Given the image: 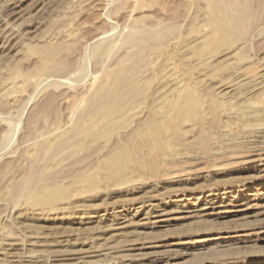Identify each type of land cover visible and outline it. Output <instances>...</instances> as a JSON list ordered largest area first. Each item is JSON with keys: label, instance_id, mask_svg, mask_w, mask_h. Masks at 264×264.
<instances>
[{"label": "rangeland", "instance_id": "rangeland-1", "mask_svg": "<svg viewBox=\"0 0 264 264\" xmlns=\"http://www.w3.org/2000/svg\"><path fill=\"white\" fill-rule=\"evenodd\" d=\"M208 2L0 0V264H264V0Z\"/></svg>", "mask_w": 264, "mask_h": 264}, {"label": "bare ground", "instance_id": "bare-ground-1", "mask_svg": "<svg viewBox=\"0 0 264 264\" xmlns=\"http://www.w3.org/2000/svg\"><path fill=\"white\" fill-rule=\"evenodd\" d=\"M225 2V1H224ZM261 2V1H260ZM259 2V3H260ZM256 3V2H255ZM208 4L209 5H211V6H214V0H209V2H208ZM262 5V4H261ZM216 7V6H215ZM229 7V6H228ZM207 8V7H206ZM205 8V9H206ZM213 8V7H212ZM216 9H217V7H216ZM219 9V8H218ZM214 10V9H213ZM215 16V15H214ZM217 18V17H216ZM212 23V22H211ZM214 26H215V34H216V31L217 32H219V33H221V34H226V36H227V33H230V28H226V27H224V29H223V27L222 26H220L219 25V23H218V19L217 20H215L214 22ZM264 25V24H263ZM264 30V29H263ZM256 32V31H255ZM259 32V31H258ZM215 34H214V37H215ZM208 36H209V33H208ZM220 38V37H219ZM222 38V37H221ZM215 41V40H214ZM249 44V43H248ZM244 45V44H243ZM103 46V45H102ZM59 52V50H52V51H50V55H53L54 57L56 56L57 57V54H55V53H58ZM48 54V53H47ZM58 56H60L59 54H58ZM62 57V56H61ZM60 57V58H61ZM62 59V58H61ZM53 61H54V59H53ZM69 66V65H68ZM69 68V67H68ZM68 70V69H67ZM57 71H59V70H57ZM132 71V70H131ZM108 76V75H107ZM133 76V75H132ZM112 77V76H111ZM123 76H122V73L121 72H119V73H117V79H116V87L111 91V98L109 99V100H103V102H102V100H101V103H99V104H101V106H102V108L104 109V107H106V108H108V112L106 113V114H103L102 112L101 113H98L97 115H96V117H99V118H101L102 120H104V121H107L108 122V124H110V123H112L113 122V119H114V116H113V114L111 113V112H113L112 110H113V108H116V107H119V101H120V99H122V98H124V97H126V96H132V94H133V92H134V90L136 89L135 88V86H136V82L134 81V79H133V81L132 80H124L123 78H122ZM262 77V76H261ZM252 78V77H251ZM259 78V77H258ZM239 79V78H238ZM249 79V78H248ZM96 83V82H95ZM115 84V83H114ZM139 84V83H138ZM244 84V83H243ZM264 84V83H263ZM94 85V84H93ZM242 85V84H241ZM262 87V86H261ZM262 89H263V87H262ZM102 90V89H101ZM264 90V89H263ZM102 92V91H101ZM94 93H95V91H94ZM90 94V93H89ZM95 95V94H94ZM93 95V96H94ZM187 98V97H186ZM215 98V97H214ZM126 99V98H125ZM129 99V98H128ZM130 100V99H129ZM185 103V102H184ZM246 103H248V102H246ZM92 105H94L95 104V102H93V100H92V103H91ZM99 104H96V105H99ZM183 104V103H182ZM244 104V103H243ZM261 105V104H260ZM116 106V107H115ZM125 106V105H124ZM217 106V105H216ZM246 106V105H245ZM90 107V106H89ZM182 107L183 106H181V107H179L178 106V109H177V112H180L181 113V109H182ZM203 107V106H202ZM206 107V106H205ZM249 107V106H248ZM190 108V107H189ZM90 109V108H89ZM102 109V110H103ZM119 109V108H118ZM126 109V108H125ZM202 109V108H201ZM216 109V108H215ZM228 109V108H227ZM121 110V109H120ZM195 110V109H194ZM219 110V109H218ZM217 110V111H218ZM231 110V109H230ZM229 110V111H230ZM263 110V109H262ZM126 111V110H125ZM204 111V110H203ZM213 111V110H212ZM225 111V110H224ZM252 111V110H251ZM168 112V111H167ZM205 112V111H204ZM226 112V111H225ZM231 112V111H230ZM244 112V111H243ZM249 112V111H248ZM263 112V111H262ZM228 114H229V112H227ZM246 113V112H245ZM253 113H255V112H253ZM128 114V113H127ZM169 114V113H168ZM214 114V113H213ZM251 114V113H250ZM263 114V113H262ZM164 115V114H163ZM220 115V114H219ZM231 116H232V114H230ZM244 115V114H243ZM249 115V114H248ZM248 115H246V117H248L249 118V116ZM259 115V114H258ZM165 116H167V115H165ZM165 116H162V119H161V121H163L167 126H168V128H169V123L171 122V121H169V122H167V120L165 119ZM230 116V117H231ZM243 117V116H242ZM260 117V116H259ZM232 118H233V116H232ZM119 119V118H118ZM251 119V118H250ZM97 120V119H96ZM256 120H258V119H255V122H256ZM115 121V120H114ZM158 121H159V117H158V119H157V121H156V123H158ZM249 121V120H248ZM96 122V121H95ZM99 122V121H98ZM198 122V121H197ZM102 123V122H101ZM100 123V124H101ZM150 123V121L147 123V125H145L144 127H145V130H149L150 132L151 131H153L154 132V126H155V124H153V121H152V123L151 124H149ZM250 123V122H249ZM98 124V123H97ZM99 124V125H100ZM107 124V123H106ZM200 124V123H199ZM229 124V123H228ZM253 124V123H252ZM95 125V124H94ZM104 125V124H103ZM146 126H148V128L146 127ZM172 126V125H171ZM253 126V125H252ZM107 127H108V125H107ZM112 132V131H111ZM153 135V134H152ZM203 138L205 137V136H202ZM213 137V136H212ZM204 142H205V140H204ZM134 142H132V144H133ZM192 147V146H191ZM130 149H132V145H131V143L129 142H126L123 146H121L119 149H118V151H116V153L112 156V159H116V158H118L122 153H125L126 151H130ZM260 149V148H259ZM117 150V149H116ZM261 150V149H260ZM261 152V151H260ZM257 155V154H256ZM192 195H189V197H191ZM147 205V204H146ZM151 212V211H150ZM189 212V211H188ZM147 214V213H146ZM114 215V214H113Z\"/></svg>", "mask_w": 264, "mask_h": 264}]
</instances>
